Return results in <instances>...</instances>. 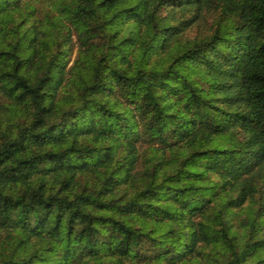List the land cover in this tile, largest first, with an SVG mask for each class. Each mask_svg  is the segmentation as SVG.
<instances>
[{"label":"trees","instance_id":"1","mask_svg":"<svg viewBox=\"0 0 264 264\" xmlns=\"http://www.w3.org/2000/svg\"><path fill=\"white\" fill-rule=\"evenodd\" d=\"M0 264H264V0H0Z\"/></svg>","mask_w":264,"mask_h":264},{"label":"rangeland","instance_id":"2","mask_svg":"<svg viewBox=\"0 0 264 264\" xmlns=\"http://www.w3.org/2000/svg\"><path fill=\"white\" fill-rule=\"evenodd\" d=\"M212 17H213V15H212L211 13L207 14L206 16L204 15V19H205V21H206V24L204 25V26H205V29H204L205 32L208 30L207 27H208V25H209V22L212 21ZM204 19H203V20H204ZM203 20H202V21H203ZM203 23H204V22H203ZM203 23L201 24V27H202ZM201 27H200V28H201ZM203 28H204V27H203ZM194 30H196V29L194 28V29L189 30V34L193 33Z\"/></svg>","mask_w":264,"mask_h":264}]
</instances>
